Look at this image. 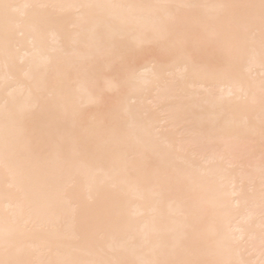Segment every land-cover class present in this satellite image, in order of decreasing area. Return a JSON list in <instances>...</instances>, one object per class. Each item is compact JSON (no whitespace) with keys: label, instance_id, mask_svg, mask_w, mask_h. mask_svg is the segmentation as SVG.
I'll return each instance as SVG.
<instances>
[{"label":"bare ground","instance_id":"bare-ground-1","mask_svg":"<svg viewBox=\"0 0 264 264\" xmlns=\"http://www.w3.org/2000/svg\"><path fill=\"white\" fill-rule=\"evenodd\" d=\"M248 5L0 0V260L264 264Z\"/></svg>","mask_w":264,"mask_h":264},{"label":"snow or ice","instance_id":"snow-or-ice-1","mask_svg":"<svg viewBox=\"0 0 264 264\" xmlns=\"http://www.w3.org/2000/svg\"><path fill=\"white\" fill-rule=\"evenodd\" d=\"M7 7V6H5ZM249 8H259V17L261 23V36H262V44H264V0H259V5H248ZM0 264H21L19 261H3L0 260ZM149 264H169L166 261H156V262H149Z\"/></svg>","mask_w":264,"mask_h":264}]
</instances>
